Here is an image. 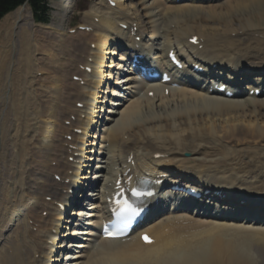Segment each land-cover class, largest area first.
Instances as JSON below:
<instances>
[{
  "label": "bare ground",
  "instance_id": "bare-ground-1",
  "mask_svg": "<svg viewBox=\"0 0 264 264\" xmlns=\"http://www.w3.org/2000/svg\"><path fill=\"white\" fill-rule=\"evenodd\" d=\"M111 1L116 8L110 7L108 0H99L101 8H93L81 24L91 30H77L75 35L68 33L67 23L76 0H55L51 24H36L29 5L0 21L2 53L10 50L9 59L0 53V117L4 100L11 95L2 82L9 78L12 86L19 51L27 55L25 68L29 71L39 67V61L43 63L42 69L34 72L36 78L40 72H50L49 76L44 74L49 81L44 88L51 95L50 100L35 104L28 93L34 88V80H29V86L20 89L23 95L13 99V106L2 120L0 264H68L69 254L64 253L73 245L66 246V242L77 240L79 235L85 244L83 239L75 244L80 251L71 257L75 259L71 264H264V227L252 224L257 221L252 218L248 224L224 219L239 218V211L213 214L205 210V217H201L196 215L199 211L191 214L178 212L177 205L168 207L165 216L150 221L144 229L158 240L154 245L142 244L134 234L120 240L95 238L107 215L101 191L88 194L96 197L90 201L87 215L75 211L83 199L84 189H78L81 182L89 179L94 158L104 162L101 156H105L109 144L119 166L116 172L124 179L141 174L150 180H164L169 185L164 194L173 198L186 196L170 187L193 185L207 191V198L217 203L215 193H220L237 205L244 202L253 214L264 217V0H227L225 4L220 0H155L150 9L158 11L155 17L164 14L173 20L182 19L171 31L161 26L164 22L154 25L156 21H152L143 0ZM256 6L261 11L254 15L251 7ZM120 24L139 26L138 34L131 37L120 29ZM42 27L51 32L47 35L52 39L37 40L35 28ZM193 37L199 38V46L189 44ZM136 38H143L147 47L163 39L167 55L176 47L180 57L188 59L191 66L206 68L210 77L225 71L228 81H239L248 94L259 90L262 95H248L243 100L246 91L240 87L233 99H220L202 89L207 77L200 84L171 88L168 97L163 89H148L156 84L138 88L132 76L120 78L126 62L124 51L137 46ZM143 43L140 45L145 48ZM158 50L165 51L161 47ZM163 53L156 55L166 60ZM214 66L219 72L212 70ZM240 75L243 79L235 78ZM74 77H79L83 86L74 82ZM122 83L124 89H119ZM151 91L153 99L147 95ZM120 92L124 97L115 100ZM172 99L178 102L177 108L163 113ZM78 104L83 108L78 109ZM114 106L125 108L121 113L117 110L121 117L115 127L107 115L115 110ZM29 110L38 112L31 116ZM144 110L146 115L141 120ZM71 117L76 120L65 126ZM187 153L192 157H185ZM107 161L105 170L94 174L95 179L101 176L103 180L106 174H100L108 168ZM129 169L131 172L125 176ZM242 188L245 192H237ZM159 206L165 208V202ZM62 208H66L64 213ZM74 215L78 219L87 216L84 229L74 227Z\"/></svg>",
  "mask_w": 264,
  "mask_h": 264
},
{
  "label": "rangeland",
  "instance_id": "rangeland-1",
  "mask_svg": "<svg viewBox=\"0 0 264 264\" xmlns=\"http://www.w3.org/2000/svg\"><path fill=\"white\" fill-rule=\"evenodd\" d=\"M54 1L55 0H50L49 1V4H50V7L52 8V12L50 11L49 13H50V24H51V20H52V18H53V11H54V9H53V5H54ZM154 1L155 0H143L142 2H144L145 4H144V6H145V8L147 9L146 11L148 12V13H150L151 15L150 16H152V18L154 19V20H152V21H156V24H154V25H159V24H161L162 22H164V23H162V27H164V28H166L167 30H175L176 28H177V21H182V19H171V17L169 18L167 15H165L164 16V14H163V17H160V16H158V17H155V15H156V13H158V11H155V10H150V9H152L151 8V6L153 7V4H154ZM221 1V4H225L224 2H226L227 0H220ZM229 1V0H228ZM146 2H148V3H146ZM99 0L98 1H92V0H76V6H75V11H73V13H72V15H71V20H69V22L67 23V28H70V29H72V30H78V27L81 25V24H84V20H85V17H86V14L87 13H90V12H93L92 11V9L93 8H101V7H99ZM148 4V5H147ZM152 4V5H151ZM215 4H217V3H215ZM96 5H98V6H96ZM151 11H153V12H151ZM251 11H252V13H255L254 15H257L258 13H260V11H261V7H258V6H256V7H251ZM160 12V11H159ZM247 12V11H246ZM160 14V13H159ZM162 19L161 21H158V19ZM167 18V19H166ZM168 20V21H167ZM167 21V22H166ZM69 29V30H70ZM35 30H37V33H39V34H37V40H42V38H43V40L44 41H46V40H48V38L49 39H52L53 37L52 36H50V35H47V33H49L50 31H46L43 27L41 28V29H38V28H35ZM68 30V29H67ZM44 31V32H43ZM43 33H45V34H43ZM51 33V32H50ZM35 34H36V32H35ZM52 35V34H51ZM70 35H75V34H70ZM49 36V37H48ZM33 40L36 42V36H33ZM165 41L162 39V40H159L153 47H157V48H159L160 46L159 45H163V43H164ZM152 44L150 43L149 44V46H151ZM2 46H4V44H2ZM3 47H1V45H0V53H2L3 52ZM39 50H40V47H39ZM23 52L24 51H19V55H17L16 56V58H17V62H16V65L14 66V68H13V79H11L10 80V83L12 82V86L10 87V85H9V78L7 79V82L5 81V80H3L4 82H2L3 84V86H4V88L7 86V88H5L6 89V91H7V93L9 94V92H10V99L8 100V97H6V100H4V102H6V104H5V107H4V109L2 110L3 112H2V115H1V117H0V131L2 132V128H1V124L3 123V119H4V115L5 114H7L8 112H7V110H9L10 109V107H11V105L13 106V104H12V102H14V100H15V97L17 96V95H19V99H20V94L22 93V91L20 92V89L22 88V86H24V87H28L29 85H28V81L29 80H31V81H33L34 80V84H33V86H34V88L32 89V90H28V93L30 94V95H32L31 97H34V100H32L35 104H41V102L42 101H47V100H50V98L49 97H51V95L49 96V93H50V91H48L47 90V88L45 87L44 88V86H47V85H49V81L48 80H46V79H48V76H49V74H50V72L49 71H44V74H48V76H46V75H44V74H42L41 72L38 74V78H36L37 77V75L36 74H34V72H36V71H38V68L39 69H42L40 66H44L43 65V63H41V65L39 64L41 61H39V63H38V65H39V67H37L36 66V68L33 70V71H29L28 69H26L25 68V66H27V64L25 63V59H26V54H24L23 55ZM10 53V50L8 49L7 50V53L6 54H4V53H2V56H4V55H6V56H4V57H6L7 59H9V54ZM165 54V53H164ZM37 55V54H36ZM166 55V54H165ZM1 56V55H0ZM37 57L40 59V58H42L40 55H37ZM44 58V57H43ZM22 60H24V63L22 64ZM43 69H45V68H43ZM47 69V68H46ZM16 70V71H15ZM34 74V75H33ZM36 76V77H35ZM123 77V75L120 77V78H122ZM36 78V79H35ZM13 80V81H12ZM70 80V79H69ZM0 82H1V80H0ZM6 83V84H5ZM47 83V84H46ZM24 84V85H23ZM120 86L118 87L119 89L120 88H123V86H124V84L122 83V84H119ZM23 87V88H24ZM26 87V88H27ZM2 89V92H5V89ZM13 88V89H12ZM8 89V90H7ZM124 89V88H123ZM124 91V90H123ZM47 92V93H46ZM13 93V94H12ZM46 93V94H45ZM22 95H23V93H22ZM25 95H26V93H25ZM124 95V92L122 93V94H120L119 95V97H124L123 96ZM138 98H140V97H138ZM142 98V97H141ZM140 98V99H141ZM14 99V100H13ZM33 99V98H32ZM118 100V99H117ZM11 101V102H10ZM119 101V100H118ZM172 103H171V105L167 108V109H164V111H163V109H162V112L164 113H167V111H170V108L171 109H174L177 105H178V102H176V101H174V99H172ZM114 102V101H113ZM115 102H117V101H115ZM114 102V103H115ZM9 103H10V105H9ZM173 104V105H172ZM177 104V105H176ZM9 105V106H8ZM110 106V105H109ZM107 107H108V105H107ZM106 107V108H107ZM105 108V111H107V109ZM114 108H115V110H112L113 112L112 113H107V115H108V118H109V120H110V123H111V119H112V123H111V126H113V127H115V123H116V121L121 117L120 116V114L119 113H121V111L122 110H124L125 108H121V107H118V106H114ZM177 108V107H176ZM175 108V109H176ZM13 109H15L16 110V107H13ZM27 109H28V107H27ZM6 110V111H5ZM120 111L119 113H118V111ZM17 111V110H16ZM105 111L103 112V114H105ZM35 112V113H34ZM37 112H38V110H37ZM37 112L36 111H34V110H29V113H30V115L31 116H33L34 114H35V116H36V114H37ZM117 112V114H115ZM149 112V111H148ZM146 115V112H145V110H144V115H141V116H139V118L142 120V118L144 117ZM103 116H105V115H103ZM116 116V117H115ZM111 118V119H110ZM73 120V118H71V121ZM66 123H69V122H66ZM67 124H65V126H66ZM110 125V124H109ZM68 126V125H67ZM176 126H177V124H176ZM4 127V126H3ZM102 129L103 128H101V131H102ZM1 132H0V136H1ZM215 145V144H214ZM100 146H98V149H100L99 148ZM233 147V145L231 146V148ZM230 148V147H229ZM97 149V150H98ZM106 152H107V158L109 159V160H111L112 159V156H113V153H111V149L110 148H107V150H106ZM189 153H191V152H189ZM187 155H188V153H187ZM189 157H192V155L191 156H188V158ZM95 165H96V163H95ZM96 171H97V169H96V167H94L93 168V170H91V177L96 173ZM91 179H94V177L93 178H91ZM78 193V192H77ZM89 193V191L87 192V194ZM88 198V197H87ZM84 209L85 210H83L84 211V214H88L89 212V208H90V206H91V202L88 200V201H85L84 203ZM43 216H45V213H43ZM85 215H83V218L81 219H79L80 221H77V223L75 222L74 223V225H76V224H78V225H80L79 226V228L78 229H84V227H85V225H86V217H84ZM80 222V223H79ZM88 224V223H87ZM84 232V231H83ZM78 239L77 240H72V242L70 243L71 245H73V246H69L68 248H67V252H65V254L66 253H68L69 254V259H67V262H69L68 264H71V263H74V261H75V259H73V258H71L72 256H78V253H79V251H80V249H78V248H76L77 246L75 245V244H80L81 243V241H82V239L84 238L83 236H78L77 237ZM86 239H87V237H86ZM84 240V244H85V239H83ZM83 245V244H82ZM64 259L66 260V257L64 256ZM71 262V263H70Z\"/></svg>",
  "mask_w": 264,
  "mask_h": 264
},
{
  "label": "trees",
  "instance_id": "trees-1",
  "mask_svg": "<svg viewBox=\"0 0 264 264\" xmlns=\"http://www.w3.org/2000/svg\"><path fill=\"white\" fill-rule=\"evenodd\" d=\"M29 3L37 22H47L49 16V0H0V20L8 13L22 6L25 2Z\"/></svg>",
  "mask_w": 264,
  "mask_h": 264
},
{
  "label": "snow or ice",
  "instance_id": "snow-or-ice-1",
  "mask_svg": "<svg viewBox=\"0 0 264 264\" xmlns=\"http://www.w3.org/2000/svg\"><path fill=\"white\" fill-rule=\"evenodd\" d=\"M117 203L120 204L121 202L118 200ZM122 210L124 213L132 214V215H134L137 212V209H135L131 204H129L127 200L123 201ZM108 234L110 236H114L116 233L109 232ZM144 239L146 240V242L149 243L151 242L147 236H145Z\"/></svg>",
  "mask_w": 264,
  "mask_h": 264
}]
</instances>
